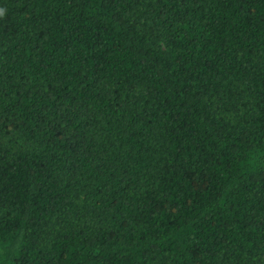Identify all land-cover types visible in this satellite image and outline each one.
<instances>
[{
	"label": "trees",
	"instance_id": "16d2710c",
	"mask_svg": "<svg viewBox=\"0 0 264 264\" xmlns=\"http://www.w3.org/2000/svg\"><path fill=\"white\" fill-rule=\"evenodd\" d=\"M0 9V264H264V0Z\"/></svg>",
	"mask_w": 264,
	"mask_h": 264
},
{
	"label": "clouds",
	"instance_id": "9594fccd",
	"mask_svg": "<svg viewBox=\"0 0 264 264\" xmlns=\"http://www.w3.org/2000/svg\"><path fill=\"white\" fill-rule=\"evenodd\" d=\"M4 15V12L2 9H0V17H2Z\"/></svg>",
	"mask_w": 264,
	"mask_h": 264
}]
</instances>
